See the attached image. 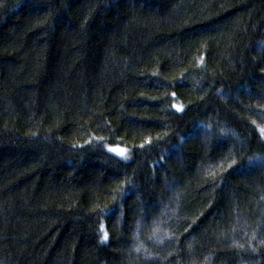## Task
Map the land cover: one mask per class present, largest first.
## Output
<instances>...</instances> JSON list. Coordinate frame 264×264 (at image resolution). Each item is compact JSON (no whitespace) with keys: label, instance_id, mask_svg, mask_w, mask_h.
<instances>
[{"label":"trees","instance_id":"16d2710c","mask_svg":"<svg viewBox=\"0 0 264 264\" xmlns=\"http://www.w3.org/2000/svg\"><path fill=\"white\" fill-rule=\"evenodd\" d=\"M261 128L264 0H0V264H264Z\"/></svg>","mask_w":264,"mask_h":264},{"label":"snow or ice","instance_id":"6c2138e0","mask_svg":"<svg viewBox=\"0 0 264 264\" xmlns=\"http://www.w3.org/2000/svg\"><path fill=\"white\" fill-rule=\"evenodd\" d=\"M177 110L179 111V109H177ZM260 132H261V135L264 136V128H261V129H260ZM141 147H143V145H142ZM108 150H109L110 152H115L117 155L122 156L124 159H127V155H126V151H127V150H126V149L109 148ZM233 163H235V161H233ZM229 167H231V165H229ZM100 230H101V232L103 233V235H102V237H101V241H102V242L107 241V239H108V234H107L106 231H104V225H103V224H101V226H100ZM136 251L139 252V251H140V248L137 247Z\"/></svg>","mask_w":264,"mask_h":264},{"label":"rangeland","instance_id":"374dc122","mask_svg":"<svg viewBox=\"0 0 264 264\" xmlns=\"http://www.w3.org/2000/svg\"><path fill=\"white\" fill-rule=\"evenodd\" d=\"M109 148H118V147H109ZM119 149V148H118ZM112 153H115V152H112ZM116 154V153H115Z\"/></svg>","mask_w":264,"mask_h":264}]
</instances>
